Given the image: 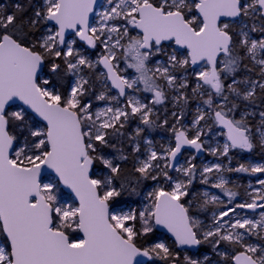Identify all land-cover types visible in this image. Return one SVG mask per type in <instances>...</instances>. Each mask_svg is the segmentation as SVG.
<instances>
[{
	"label": "snow or ice",
	"instance_id": "6c2138e0",
	"mask_svg": "<svg viewBox=\"0 0 264 264\" xmlns=\"http://www.w3.org/2000/svg\"><path fill=\"white\" fill-rule=\"evenodd\" d=\"M0 264H264V0H0Z\"/></svg>",
	"mask_w": 264,
	"mask_h": 264
},
{
	"label": "rangeland",
	"instance_id": "374dc122",
	"mask_svg": "<svg viewBox=\"0 0 264 264\" xmlns=\"http://www.w3.org/2000/svg\"><path fill=\"white\" fill-rule=\"evenodd\" d=\"M154 135L157 136V139H158V140L163 141V140L167 137L168 134H167V133H157V134H154ZM241 155H243V154H241ZM201 159H202L204 162H208V163H210V162H212V161L214 160L213 157H211V156H207V155L201 157ZM257 159H258V158H257ZM232 178L235 179V178H236V174H232ZM246 179H252V178H251V177H248V178H246ZM243 182H244V181H241V183H243Z\"/></svg>",
	"mask_w": 264,
	"mask_h": 264
},
{
	"label": "water",
	"instance_id": "95a60500",
	"mask_svg": "<svg viewBox=\"0 0 264 264\" xmlns=\"http://www.w3.org/2000/svg\"><path fill=\"white\" fill-rule=\"evenodd\" d=\"M164 235H170V234H167L166 232H164V230H160Z\"/></svg>",
	"mask_w": 264,
	"mask_h": 264
}]
</instances>
